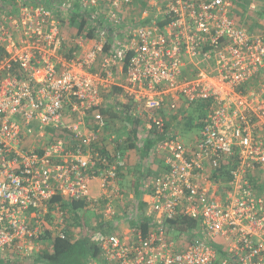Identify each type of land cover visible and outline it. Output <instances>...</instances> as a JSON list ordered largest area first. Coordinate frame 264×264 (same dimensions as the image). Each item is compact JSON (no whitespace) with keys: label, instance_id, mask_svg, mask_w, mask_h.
I'll list each match as a JSON object with an SVG mask.
<instances>
[{"label":"built area","instance_id":"obj_1","mask_svg":"<svg viewBox=\"0 0 264 264\" xmlns=\"http://www.w3.org/2000/svg\"><path fill=\"white\" fill-rule=\"evenodd\" d=\"M5 1L0 264H41L46 228L66 239L50 225L67 218L56 196L111 230L94 233L103 264H264V30L242 26L235 0ZM115 101L110 122L101 108ZM198 103L201 128L184 133ZM126 114L135 139L119 135ZM148 142L163 168L143 175L140 200L120 201Z\"/></svg>","mask_w":264,"mask_h":264},{"label":"trees","instance_id":"obj_2","mask_svg":"<svg viewBox=\"0 0 264 264\" xmlns=\"http://www.w3.org/2000/svg\"><path fill=\"white\" fill-rule=\"evenodd\" d=\"M5 2L11 4L14 2V0H6ZM235 3L240 11L243 12H238L236 14L241 21L242 26L251 32H254V29L246 23V18L248 17L249 12L252 10V8L248 7L250 3L248 0H235ZM66 20H68V22H70L72 25H79L80 30H82L81 33L83 32V28L86 26V24H88L85 18L80 19V17L77 15L68 16ZM167 23L168 22L166 20L161 21L159 19L158 27H163ZM88 36H94V32L88 33ZM105 50L108 52L110 50V46H107ZM113 90L115 93L121 91L118 87H114ZM117 106H121V103L115 101L109 104L106 103L105 106L101 108V111L105 114L110 122L118 116L115 114V107ZM206 109V104L198 103L196 107L193 108V110H188L187 117L183 120V124L181 125V131L188 133L194 130H199L201 128V122H198V120L203 118ZM196 120L197 123L195 124ZM124 121L126 123L129 122L130 125H134L133 129H130V131L128 129L127 130L130 132V137L133 136L135 139V137H137V133H140L139 122L133 120L131 117L127 116V114L126 117H124ZM124 132H126V130H124ZM122 134L123 131H120L119 135L121 136ZM153 145L154 144L152 142H148L145 152H148V150ZM134 146L135 144L131 143L128 147L133 148ZM144 172H146V170ZM144 172H141V169L138 170L136 172V174H139L138 177L133 180L131 179V183L126 180L128 179L127 175L131 172H128L127 170L121 174L119 184L124 194V198L120 201H125L127 203L131 202L132 199L128 200V192L133 191V189L135 197L134 200H140L139 187L141 186ZM52 203L59 204L60 208L67 212V218L65 219L64 224H60L59 219L56 216H52L50 225L65 227L67 237L66 239H61L57 235H54L52 232H50L48 230L49 228H46L43 239L46 242H50L52 248L50 250L49 248H46L44 251L38 254L35 258V261L41 264H91L93 261L99 263V261H101V250L94 238V233L96 230H102L104 233L109 232V229H101L103 223H99L98 221L99 214L88 208V204L84 201H65L62 197L56 196L53 198ZM106 203L107 200H102L100 208L103 209L106 206ZM91 211L94 213L95 218L86 217V214ZM194 225V222L187 221L182 226H178V228L186 230L190 226ZM76 231L78 232V236L75 234Z\"/></svg>","mask_w":264,"mask_h":264},{"label":"rangeland","instance_id":"obj_3","mask_svg":"<svg viewBox=\"0 0 264 264\" xmlns=\"http://www.w3.org/2000/svg\"><path fill=\"white\" fill-rule=\"evenodd\" d=\"M248 2L250 3L248 5V7L252 8V10L249 12L248 17L246 18L247 25L251 26L254 29V32L263 31L264 30V0H248ZM151 16H152V18H154V16H156L154 11L151 14ZM137 171H138V169H137V166L135 167L134 162L129 161L128 172H131V173H129L127 175L128 179H126V180L131 183V181H130L131 179L133 180L136 177H138V175L136 174ZM128 193H129L128 200H130L131 197L132 198L134 197V189H133V191H130ZM86 217L87 218H95L94 213L92 211L87 213ZM98 221L100 223V219ZM108 231L109 232H106L107 235L111 233V230H108ZM77 236H78V234H77ZM94 263L103 264L102 260L99 261V263L96 261H93L91 264H94Z\"/></svg>","mask_w":264,"mask_h":264},{"label":"crops","instance_id":"obj_4","mask_svg":"<svg viewBox=\"0 0 264 264\" xmlns=\"http://www.w3.org/2000/svg\"><path fill=\"white\" fill-rule=\"evenodd\" d=\"M118 122L119 123L116 124V126L119 128L118 132L123 131L122 135H127L128 134L127 129H131V126L128 125L130 123L128 122L127 124L124 125L123 123L121 124V121H118ZM124 130H126V132H124ZM146 148H147V144H146L145 148H143V149L142 148L139 150L136 149L135 154H133L130 157L129 161L134 162L135 167L137 166L138 170L141 169V172H144L146 170V172H144V175L149 174V176H153V175L159 174L161 171L160 167L162 166V168H163V162L160 160H154V159L152 160L151 157H148L149 156L148 155L149 150H148V152H145ZM138 167H141V168H138ZM137 175H139V174H137Z\"/></svg>","mask_w":264,"mask_h":264}]
</instances>
